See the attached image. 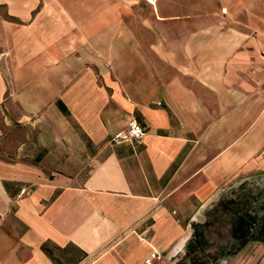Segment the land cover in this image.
<instances>
[{"label": "crops", "instance_id": "crops-1", "mask_svg": "<svg viewBox=\"0 0 264 264\" xmlns=\"http://www.w3.org/2000/svg\"><path fill=\"white\" fill-rule=\"evenodd\" d=\"M263 186L264 0H0V264H264Z\"/></svg>", "mask_w": 264, "mask_h": 264}, {"label": "trees", "instance_id": "trees-1", "mask_svg": "<svg viewBox=\"0 0 264 264\" xmlns=\"http://www.w3.org/2000/svg\"><path fill=\"white\" fill-rule=\"evenodd\" d=\"M240 224L239 230H234L235 236L264 242V215L260 216L256 212L251 215L244 211L240 218Z\"/></svg>", "mask_w": 264, "mask_h": 264}, {"label": "built area", "instance_id": "built-area-1", "mask_svg": "<svg viewBox=\"0 0 264 264\" xmlns=\"http://www.w3.org/2000/svg\"><path fill=\"white\" fill-rule=\"evenodd\" d=\"M149 4H154L156 0H146ZM145 135V130L136 121H131L126 128L117 132L113 138L114 143H131L140 144ZM26 193L25 189L21 190V194ZM147 264H150L149 261Z\"/></svg>", "mask_w": 264, "mask_h": 264}, {"label": "rangeland", "instance_id": "rangeland-1", "mask_svg": "<svg viewBox=\"0 0 264 264\" xmlns=\"http://www.w3.org/2000/svg\"><path fill=\"white\" fill-rule=\"evenodd\" d=\"M264 187V186H263ZM257 206H256V208L253 210L252 208H251V210H253V211H256V213L258 214V215H260V216H263L264 215V195L263 196H258V198H257ZM226 216V215H225ZM224 215H222L221 214V219L222 220H226V217H225ZM227 233H228V229L227 228H223V229H221V233L220 234H222V237L224 238V237H227ZM227 242V241H226Z\"/></svg>", "mask_w": 264, "mask_h": 264}]
</instances>
